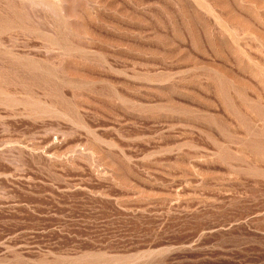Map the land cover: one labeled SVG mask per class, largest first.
<instances>
[{"label": "rangeland", "instance_id": "obj_1", "mask_svg": "<svg viewBox=\"0 0 264 264\" xmlns=\"http://www.w3.org/2000/svg\"><path fill=\"white\" fill-rule=\"evenodd\" d=\"M0 264H264V0H0Z\"/></svg>", "mask_w": 264, "mask_h": 264}]
</instances>
